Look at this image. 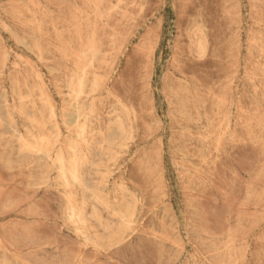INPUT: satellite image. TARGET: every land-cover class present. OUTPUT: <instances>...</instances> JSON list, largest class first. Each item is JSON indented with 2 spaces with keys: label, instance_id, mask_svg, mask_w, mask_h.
<instances>
[{
  "label": "rangeland",
  "instance_id": "rangeland-1",
  "mask_svg": "<svg viewBox=\"0 0 264 264\" xmlns=\"http://www.w3.org/2000/svg\"><path fill=\"white\" fill-rule=\"evenodd\" d=\"M0 264H264V0H0Z\"/></svg>",
  "mask_w": 264,
  "mask_h": 264
},
{
  "label": "bare ground",
  "instance_id": "bare-ground-1",
  "mask_svg": "<svg viewBox=\"0 0 264 264\" xmlns=\"http://www.w3.org/2000/svg\"><path fill=\"white\" fill-rule=\"evenodd\" d=\"M79 79H81V78L79 77ZM79 79H78V80H79ZM83 80H84V79H83ZM83 80H81V82H83ZM81 84H82V83H81ZM76 86H77V84H76ZM78 86H79V85H78ZM82 86H84V84H83ZM82 86H81V87H82ZM79 87H80V86H79ZM77 88H78V87H77ZM75 89H76V88H75ZM80 89H81V88H80ZM79 91H80V90H79ZM77 92H78V90H77ZM78 93H79V92H78ZM76 94H77V93H76ZM79 95H80V94H79ZM74 96H75V95H74ZM76 96H77V95H76ZM25 97H26V96H25ZM26 100H27V99H26ZM76 100H77V99H76ZM28 102H29V100H28ZM22 103H23V102H22ZM26 103H27V102H26ZM41 103H43V102H41ZM20 104H21V103H20ZM27 104H28V103H27ZM26 106H27V105H26ZM31 106H32V104H31ZM20 107H22V106H20ZM24 107H25V106H24ZM17 108H18V107H17ZM5 109H6V108H5ZM19 109H21V108H19ZM24 110H25V109H24ZM24 110H23V111H24ZM25 111H26V110H25ZM25 111H24V112H25ZM76 111H77V110H76ZM80 111H81V110H80ZM21 112H22V111H21ZM91 112H92V111H91ZM6 113H9L8 110H7ZM83 113H84V112H83ZM83 113H81V114L83 115ZM89 113H90V112H89ZM25 114H26V113H25ZM47 114H49V113L47 112ZM81 114H80V115H81ZM51 115H52V114H51ZM75 115H77V114H75ZM30 116H31V115H30ZM91 116H92V114H91ZM4 117H5V116H4ZM24 117H26V115H24ZM32 117H33V116H32ZM50 117H52V116H50ZM81 117H82V116H81ZM6 118H7V117H6ZM47 118H48V117H47ZM84 118H86V117L84 116ZM9 119H10V118H9ZM27 119H28V118H27ZM27 119H26V121H28ZM79 119H81V118L79 117ZM32 120H34V119H32ZM50 121H51V120H50ZM74 121H75V120H74ZM74 121H73V122H74ZM12 122H13V121H12ZM12 122H11V124H12ZM26 123H27V122H26ZM30 123H31V121H30ZM32 123H33V122H32ZM61 123H63V122H61ZM75 123H76V122H75ZM120 123H121V122H120ZM5 124H6V123H5ZM14 124H15V123H14ZM71 124H72V123H71ZM123 124H124V123H123ZM34 125H35V124H34ZM81 125H83V124H81ZM120 125H122V124H120ZM62 126H63V124H62ZM89 126H90V124H89ZM116 126H118V125H116ZM10 127H11V126H10ZM35 127H37V124H36ZM42 127H43V126H42ZM54 127H55V126H54ZM64 127H65V126H64ZM70 127H71V126H70ZM114 127H115V126H114ZM31 128H32V127H31ZM74 128H75V127H74ZM77 128H78V127H77ZM77 128H75V130H76ZM117 128H119V127H117ZM15 129H16V128H15ZM24 129H25V128H24ZM43 130H44V129H43ZM49 130H50V129H49ZM68 130H69V129H68ZM83 130H84V129H83ZM118 130H119V129H117V131H118ZM123 130H124V129H123ZM2 131H4V130H2ZM23 131H24V130H23ZM52 131H53V130H52ZM77 131H78V130H77ZM5 132H6V131H5ZM12 132H13V130H12ZM27 132H28V131H27ZM49 132H50V131H49ZM7 133H8V132H7ZM45 133H47V132H45ZM74 133H75V132H74ZM87 133H88V132H87ZM116 133H118V132H116ZM119 133H120V132H119ZM121 133H122V130H121ZM123 133H124V131H123ZM14 134H15V133H14ZM54 134H55V133H54ZM54 134H53V135H54ZM78 134H79V132H78ZM80 134H82V133H80ZM92 134H93V133H92ZM2 135H3V134H2ZM8 135H9V133H8ZM23 135H25V134H23ZM46 135H47V134H46ZM11 136H12V135H11ZM17 136H18V134H17ZM19 136H20V135H19ZM28 136H29V134H28ZM114 136H115V135H114ZM114 136H113V137H114ZM30 137H31V136H30ZM33 137H34V136H33ZM39 137H40V136H39ZM46 137H47V136H46ZM100 137H101V136H100ZM111 137H112V136H111ZM115 137H116V136H115ZM124 137H125V136H124ZM12 138H13V137H12ZM31 138H32V137H31ZM31 138H30V139H31ZM43 138H45V137H42V139H43ZM49 138H50V137H49ZM127 138H128V137H127ZM15 139L18 140V138H15ZM33 139H35V138H33ZM45 139H46V138H45ZM50 139H51V138H50ZM57 139H58V138H57ZM100 139H101V138H100ZM108 139H109V138H108ZM108 139H107V140H108ZM117 139H118V138H117ZM119 139H120V138H119ZM9 140H10V139H9ZM47 140H49V139H46V141H47ZM101 140L103 141V138H102ZM110 140H112V139H110ZM110 140H108V142H109ZM113 140H114V139H113ZM126 140H127V139H126ZM46 141H45V143H46V145H47V142H46ZM51 141H52V140H51ZM64 141H65V140H64ZM102 141H101V142H102ZM124 141H125V140H123V142H124ZM15 142H17V141H15ZM32 142H33V141H32ZM40 142H41V140H40ZM43 142H44V141H43ZM53 142H54V141H53ZM72 142H73V141H72ZM80 142H81V141H80ZM103 142H104V141H103ZM108 142H106V143L109 144ZM113 142H114V141H113ZM116 142H117V141H116ZM121 142H122V140H121ZM121 142H120V145H121ZM8 143H9V142H8ZM11 143H12V140H11ZM84 143H85V142H84ZM89 143H90V142H89ZM124 143H125V142H124ZM49 144H50V143H49ZM53 144H54V143H53ZM69 144H70V143H69ZM74 144H76V142H75ZM77 144H78V143H77ZM80 144H81V143H80ZM85 144H86V143H85ZM90 144H93V143L91 142ZM113 144H114V143H113ZM122 144H123V143H122ZM23 145H24V143H23ZM31 145H32V144H31ZM37 145H38V144H37ZM37 145H36V146H37ZM46 145H45V147H46ZM82 145L85 146L84 144H82ZM105 145H106V144H105ZM117 145H118V144H117ZM117 145H116V146H117ZM20 146H21V145H20ZM20 146L18 145V147H20ZM32 146H33V145H32ZM43 146H44V144H43ZM66 146H67V144H66ZM76 146H77V145H76ZM87 146H88V145H86V148H87ZM21 147H22V146H21ZM27 147H28V146H27ZM29 147H30V146H29ZM33 147H34V146H33ZM106 147H108V146H106ZM22 148H23V147H22ZM25 148H26V147H25ZM71 148H72V147H71ZM86 148H85V149H86ZM88 148H90V146H89ZM116 148H119V145H118V147H116ZM28 149H29V148H28ZM38 149H39V148H38ZM68 149H69V148H68ZM85 149H84V150H85ZM23 150H24V149H23ZM25 150H26V149H25ZM29 150H30V149H29ZM31 150H33V148H32ZM50 150H51V149H50ZM75 150H76V149H75ZM75 150H74V151H75ZM120 150H121V149H120ZM122 150H123V149H122ZM26 151H27V150H26ZM26 151H25V152H26ZM74 151H73V152H74ZM85 151H86V150H85ZM20 152H21V151H20ZM28 152H29V151H28ZM33 152H34V150H33ZM37 152H38V151H37ZM47 152H49V151H47ZM30 153H31V152H29L28 154H30ZM38 153H39V152H38ZM40 153H41V152H40ZM40 153H39V154H40ZM42 153H43V152H42ZM44 153H46V150H45ZM31 154H32V153H31ZM39 154H38L37 156H39ZM48 154H49V153H48ZM108 154H109V153H108ZM108 154H107V155H108ZM18 155H19V154H18ZM35 157H36V156H35ZM83 157H84V156H83ZM107 157H108V159H110L109 156H107ZM110 157H111V155H110ZM118 157H119V156H118ZM36 158H37V157H36ZM38 159H39V158H38ZM105 159H106V157H105ZM108 159H107V160H108ZM110 160H112V158H111ZM110 160H109V161H110ZM116 160H117V159H116ZM43 161H44V160H43ZM79 161H80V160H79ZM82 161H83V159H82ZM84 161H85V160H84ZM103 161H105V160H103ZM46 162H47V160H46ZM68 162H70V161L68 160ZM107 162H108V161H107ZM41 163H43V162H41ZM56 163H57V162H56ZM56 163H55V164H56ZM71 163H72V162H71ZM73 163H74V162H73ZM78 163H79V162H78ZM80 163H81V162H80ZM53 164H54V163H53ZM66 164H67V163H66ZM83 164H84V163H83ZM111 164H112V163H111ZM49 165H50V164H49ZM67 165H68V164H67ZM72 165H73V164H72ZM74 165H75V163H74ZM52 166H53V165H52ZM54 166H55V165H54ZM54 166H53L52 168H54ZM82 166H83V165H82ZM84 166H85V165H84ZM86 166H87V165H86ZM86 166H85V167H86ZM68 167H69V166H68ZM74 167H75V166H74ZM102 167H103V166H102ZM81 168H82V167H81ZM81 168L78 167V169H81ZM48 169H49V168H48ZM54 169H55V168H54ZM57 169H58V168H57ZM68 169H69V168H68ZM72 169H73V168H72ZM105 169H106V168H105ZM52 170H53V169H52ZM82 170H83V169H82ZM66 171H67V170H66ZM72 171H73V170H72ZM79 171H80V170H79ZM54 172H55V171H54ZM56 172H57V171H56ZM70 172H71V171H70ZM89 172H90V171H89ZM96 172H97V170H96ZM45 173H46V172H45ZM64 173H66V172L64 171ZM67 173H68V171H67ZM103 173H104V172H103ZM72 174H73V173H72ZM94 174H95V173H94ZM98 174H99V173H98ZM68 176H70V175L68 174ZM99 176H100V175H99ZM55 177H56V176H55ZM96 177H97V176H96ZM106 177H107V176H106ZM46 178H47V177H46ZM74 178H75V177H74ZM81 178H82V177H81ZM86 179H88V178H86ZM93 179H94V177L92 178V180L90 179L91 182H93ZM96 179H97V178H96ZM55 180H56V178H55ZM59 180L61 181L60 178H59ZM70 180H71V179H70ZM100 180H102V179H100ZM43 181H45V180H43ZM96 181H97V180H96ZM103 181H104V179H103ZM35 182H37V180H35ZM40 182H41V181H40ZM55 182H57V181H55ZM61 182H62V181H61ZM61 182H60V183H61ZM70 182H71V181H70ZM79 182H81V180H80ZM97 182H99V180H98ZM89 183H90V181H89ZM99 183H102V182H99ZM38 184H39V182H38ZM40 184H41V183H40ZM71 184H72V183H71ZM74 184H75V183H74ZM80 184H81V183H80ZM80 184H78V185H80ZM84 184H85V183H84ZM84 184H83V185H84ZM95 184H96V183H95ZM65 185H66V184H65ZM83 185H81V188H82ZM91 185L93 186L94 184H91ZM84 186H85V185H84ZM92 186H90V189H91ZM63 187H64V186H63ZM86 187H87V186H86ZM86 187H85V188H86ZM38 188H39V187H38ZM59 188H60V187H59ZM61 188H62V187H61ZM97 188H98V187H97ZM100 188H101V187H100ZM63 189H64V188H63ZM83 189H84V188H83ZM64 190H65V189H64ZM103 190H104V189H103ZM87 191H88V190H87ZM97 191H99V190H97ZM118 191H119V190H118ZM86 193H87V192H85V194H86ZM88 193H89V192H88ZM88 193H87V194H88ZM94 193H96V192H94ZM120 193H121V191H120ZM96 194H97V193H96ZM121 194H123V193H121ZM68 195L70 196L69 192H68ZM123 195H124V194H123ZM66 196H67V195H66ZM82 196H83V195H82ZM88 196H89V195H87V197H88ZM97 196H99V195H97ZM101 196H102V195H101ZM101 196H100V197H101ZM106 196H107V195H106ZM91 197H92V196H91ZM91 197H90V198H91ZM104 197H105V196H104ZM120 197H121V196H120ZM125 197H126V195H125ZM134 198H135V197H134ZM81 199H82V198H81ZM88 200H89V199H88ZM102 201H105V199L102 200ZM89 202H90V201H89ZM128 202H129V201H128ZM133 202H134V201H133ZM90 203H91V202H90ZM100 203H101V202H100ZM102 203L104 204V202H102ZM106 203H107V202H106ZM112 203H113V202H112ZM127 204L129 205V203H127ZM94 205H95V204H94ZM133 205H134V204H133ZM126 206H127V205H126ZM135 206H136V205H135ZM89 207H91V206H89ZM128 207H129V206H128ZM92 208H93V206H92ZM96 208H97V206H96ZM99 208H100V206H99ZM112 208H113V207H112ZM112 208H111V210H112ZM64 209H65V208H64ZM93 209H94V208H93ZM128 210H129V209H128ZM132 210H133V207H132ZM106 211L108 212V210H106ZM68 212H69V211H68ZM68 212H65V213L67 214ZM110 212H111V211H110ZM130 212H131V211H130ZM108 213H109V212H108ZM131 213H132V212H131ZM97 214H98V213H97ZM128 214H129V213H128ZM81 215H83V214H81ZM133 215H134V214H133ZM69 216H70V215H69ZM93 216H96V215H93ZM110 217H111V216H110ZM120 217H121V216H119V218H120ZM78 218H79V217H78ZM114 218H115V217H114ZM119 218H118V219H119ZM71 219H72V218H71ZM98 219H99V217H98ZM77 220H78V219L76 218V222H77ZM111 220H112V219H111ZM115 220H116V219H115ZM120 220H122V219H120ZM131 220H132V219H131ZM116 221H117V220H116ZM70 222H71V221H70ZM117 222H119V221H117ZM128 222H129V221H128ZM72 223L74 224L73 221H72ZM130 223H131V221H130ZM117 224H118V223H117ZM125 224H126V223H125ZM98 225H99V223H98ZM120 225H121V224H120ZM99 226H100V225H99ZM100 227H102V226H100ZM103 227H104V225H103ZM129 227H130V226H129ZM117 228H118V227H117ZM124 229H125V228H124ZM127 229H129V228H127ZM118 230H119V229H118ZM125 230H126V229H125ZM125 230H124V231H125ZM126 231H127V230H126ZM126 233H127V232H126ZM128 233H129V232H128ZM114 237H115V236H114ZM114 237H112V238H114ZM118 237H119V236H118ZM84 238H85V237H84ZM112 238H111V240H112ZM119 238H120V237H119ZM119 238H118V240H119ZM85 239H86V238H85ZM114 239H115V238H114ZM114 239H113V240H114ZM121 239H122V236H121ZM113 240H112V241H113ZM108 241H110V240H108ZM113 242H114V241H113ZM116 244H117V243H116ZM109 245H110V244H109ZM109 245H108V246H109ZM112 245H113V244H112Z\"/></svg>",
  "mask_w": 264,
  "mask_h": 264
}]
</instances>
